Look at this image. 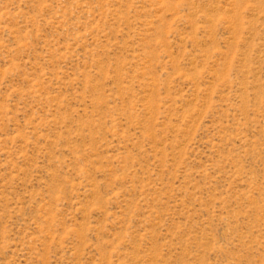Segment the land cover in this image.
<instances>
[{
	"label": "rangeland",
	"instance_id": "obj_1",
	"mask_svg": "<svg viewBox=\"0 0 264 264\" xmlns=\"http://www.w3.org/2000/svg\"><path fill=\"white\" fill-rule=\"evenodd\" d=\"M0 264H264V0H0Z\"/></svg>",
	"mask_w": 264,
	"mask_h": 264
}]
</instances>
